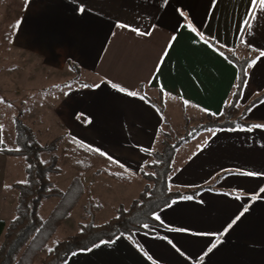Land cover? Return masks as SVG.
I'll return each mask as SVG.
<instances>
[{"label": "crops", "instance_id": "0c3cea01", "mask_svg": "<svg viewBox=\"0 0 264 264\" xmlns=\"http://www.w3.org/2000/svg\"><path fill=\"white\" fill-rule=\"evenodd\" d=\"M11 24L9 44L44 74L63 77L58 85L80 82L45 102V127L56 132L53 137L66 135L88 147L128 178L115 180L93 169L81 174L100 206L96 225L138 196L131 187L141 183L148 153L161 149V135L185 120L224 114L238 78L230 56L249 61L236 117L264 94V9L259 4L253 9L250 0H22ZM67 62L79 68L78 77ZM243 123L250 127L203 132L176 151L169 190L209 188L191 200H172L154 215L158 226L100 242L64 264H264V127H253L264 125V98L246 112ZM72 178L62 188L58 180L55 185L64 191ZM16 197L17 192L12 208L0 198L1 222L15 217ZM249 205L208 253L214 234ZM103 212L109 219L100 221Z\"/></svg>", "mask_w": 264, "mask_h": 264}, {"label": "trees", "instance_id": "16d2710c", "mask_svg": "<svg viewBox=\"0 0 264 264\" xmlns=\"http://www.w3.org/2000/svg\"><path fill=\"white\" fill-rule=\"evenodd\" d=\"M14 28V24L6 28V38L2 41L4 45L10 43ZM229 59L237 67L238 78L232 99L224 109V118L220 120L207 114L206 123L188 127L179 138L171 142L164 141L160 150L149 152L151 161L144 168L151 170V173L147 174L142 169L140 174L151 185L146 186L127 209L118 208L115 216L101 225H96L94 222L100 206L90 197L88 188L82 185L80 175L94 169V159H105L66 135L42 145L36 139L32 129L21 119L22 113L20 112L19 117L13 120L14 148L7 149L3 145L0 148L1 154L22 159L25 173L23 182L11 185L17 192L15 217L8 224L0 221V264H34L41 249L53 237L56 229L83 196H86V202L78 231L57 242L47 255L40 259L39 264H64L72 254L87 251L101 241L109 242L118 236H132L136 232H146L145 225H159L154 215L172 200L189 196L195 198L201 190L209 188L170 191L168 180L176 151L198 134L213 129L250 127L240 120H230L246 81L245 71L249 61L238 60L231 56ZM67 65L78 77L79 68L71 62H67ZM263 98L264 94L255 98L243 110L242 117H245L246 112ZM65 138L71 142L73 149L62 148L67 143L64 141ZM58 151L60 155H57ZM66 153H70L73 159L72 168L80 175H76L67 188L61 191L56 187L53 177L61 173L57 164L60 156ZM43 155L47 158L42 159ZM107 162L121 172L110 173L97 169L95 173H105L115 180L128 181L119 167L110 161ZM50 198H58V203L44 220L39 215V209L42 203Z\"/></svg>", "mask_w": 264, "mask_h": 264}, {"label": "rangeland", "instance_id": "374dc122", "mask_svg": "<svg viewBox=\"0 0 264 264\" xmlns=\"http://www.w3.org/2000/svg\"><path fill=\"white\" fill-rule=\"evenodd\" d=\"M21 8L22 0H0V129L2 130L1 145L7 149L14 148L15 132L13 120L15 117H19L20 112L22 113L20 116L21 119L32 129L36 139L42 145L50 143L57 137L64 136L61 135L53 137L56 132L53 130H48V128L45 127V125H47L46 118L48 109V104L45 102L49 101L50 99L54 101L53 97L56 92L65 89L62 87H71L78 85V83L80 84V82L75 81L76 79H73L72 82H67L64 85H58V82L61 81L63 77L57 78V80L54 79L53 76L51 78V75L44 74V72L39 68L40 66L29 56L18 51L10 44L8 46L3 44L2 41H4L6 38L5 25L11 24V22L16 19V16L20 12ZM236 110L237 109L234 110L230 120H240L243 123V112H239V116L236 117ZM223 118L224 114L218 119L222 120ZM207 121L208 119L206 115H202L200 118H198V120H185L184 126H178L174 128V130H169L166 133L167 136L161 135L160 137L163 139V142H171L172 140L179 138L185 132V130L188 129V127L204 124ZM64 141L67 143L62 146L63 149H73V145L69 140L65 138ZM57 155H60L59 151L57 152ZM45 158H47V156L43 155L42 159ZM72 161L73 159L71 158L70 153L60 156L58 160L57 165L61 170V173L57 176H54L53 178L55 181L58 180L59 186H61V188L64 186L65 182L69 180V178H75L76 175H80L72 168ZM97 169H103L109 171L110 173L118 172L115 167L108 165L106 162L98 158L94 159V169L92 170L93 174ZM142 169H144V172L147 174L151 173V170L147 168ZM93 174L92 176H95ZM140 176L142 177V175ZM92 178L93 177H89V179L86 180V183H90ZM24 180L25 173L22 159L7 157L0 153V198L5 199L8 206L11 207L15 201L16 191L11 187V185L17 182H23ZM140 182L141 183H136L131 187L132 196L134 195L135 191H137V193H141L146 186L151 185V183L145 180L143 177L142 181ZM90 197L93 199L92 195H90ZM93 200L96 202L95 199ZM85 202L86 196H83V199L75 205L76 207L79 204L77 210L74 212L71 211L62 221L56 231L71 214L70 218L67 220V223H65L57 233L55 231V236L53 235V238H50L46 245L41 249L38 254L39 258L42 256L44 257L48 249L51 247L53 248V245H55L57 242L64 240L65 237L71 236L72 233L78 231V226L82 222L84 215ZM57 203L58 198H50L44 201L39 209L40 217L45 220L50 215L49 213L52 212L50 210L56 206ZM106 213L107 212H103V215H101L99 218L100 221L109 219L107 218L109 214ZM7 216L8 214L6 217ZM36 259L35 261L38 263L39 261Z\"/></svg>", "mask_w": 264, "mask_h": 264}, {"label": "snow or ice", "instance_id": "6c2138e0", "mask_svg": "<svg viewBox=\"0 0 264 264\" xmlns=\"http://www.w3.org/2000/svg\"><path fill=\"white\" fill-rule=\"evenodd\" d=\"M250 3L252 4L253 9H255V7H256L257 4H259V6H260L261 9H264V0H250ZM81 11H82V9H81ZM181 14L183 15V13H181ZM250 19H251V18H250ZM120 26H121V27H124V25H120ZM250 27H251V25H250L249 21H245V28L248 29V30H250ZM144 34H146V33H144ZM242 43H244L243 40H242ZM260 56H261V57H264V51H261V52H260ZM251 66H252V65L250 64L249 67H251ZM113 87H114V88H117L118 86L115 85V84H113ZM119 90H120L121 92H124V91H125L123 88H120ZM128 95L136 96L137 93H136V92H128ZM141 98L143 99V97H141ZM185 103L187 104V101H185ZM253 127H264V125H253ZM248 130L251 131V128H249ZM0 143H2V140H0ZM244 174H245V175H249V176L256 175L255 173H251V172L244 173ZM260 191H261V192H264V188L260 189ZM185 199H189V200H191L192 197H191V196H189V197H185ZM237 199H239V197H237ZM256 200H257V196L253 195V196L251 197V201H252V202H255ZM250 207H251V205L245 207V208L243 209V211H242L239 215L235 216V218L232 219V221H231L229 224H227V226L223 229L222 232L217 233V234H214L216 238H215V241L211 244V246L207 249V252H208V253H210L213 249H215L219 244L222 243V237H223L224 235H226V234L229 232V230H230V229H231V228H232V227H233V226H234V225H235V224L241 219V217H242L245 213H247V212L249 211ZM156 219H159V216H157ZM145 227H148V226L145 225ZM103 243H106V242L101 241V244H103ZM90 250H91V249H89V251H90ZM206 254H207V253H206Z\"/></svg>", "mask_w": 264, "mask_h": 264}]
</instances>
